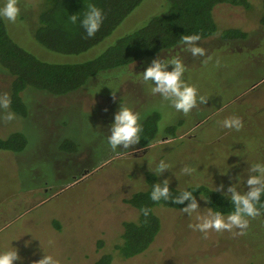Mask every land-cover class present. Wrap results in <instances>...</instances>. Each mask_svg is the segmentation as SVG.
<instances>
[{
  "label": "rangeland",
  "instance_id": "374dc122",
  "mask_svg": "<svg viewBox=\"0 0 264 264\" xmlns=\"http://www.w3.org/2000/svg\"><path fill=\"white\" fill-rule=\"evenodd\" d=\"M164 1L145 0L102 43L74 55L50 51L36 42L34 31L44 0H18L20 15L15 23L7 22L12 37L40 58L82 61L142 26L163 8ZM251 3L250 8L224 3L214 8L218 31L192 42L204 49L203 55H193L184 41L101 72L72 93L26 89L22 92L26 116L13 112L10 105L0 108V137L19 131L27 139L23 151L0 149V250L16 247L22 259L14 264H34L44 254L59 264H92L107 251L112 253V264H264L256 256L264 236L240 234L236 226L219 232L201 230L202 220L195 214L161 205L154 208L161 230L148 249L125 257L114 248L123 222L137 217V209L127 199L146 188L148 171L178 187L208 182L230 195V187L242 193L249 190L247 178L257 173L247 162L264 161V25L260 21L264 3ZM228 27H239L248 36L224 41L220 32ZM174 57L185 66L182 79L197 88L196 106L187 114L172 108L159 93L153 94L140 78L153 60ZM172 69L168 64L166 70ZM11 82L12 75L0 65V95L7 93L10 98ZM123 103L140 113V124L154 112L160 114L158 133L149 147H139L140 140L127 148L109 143ZM8 112L14 113V119L5 118ZM231 117L239 118V129L224 126ZM172 125L175 136L167 133ZM65 140L77 150L70 151V144L61 148ZM255 146L261 150L252 153ZM161 160L171 166L157 172ZM234 162L242 168L239 179L230 171ZM196 202V213L205 216L209 205L202 196ZM249 223L258 227L260 218ZM25 241H30L27 247ZM243 250L248 252L244 261Z\"/></svg>",
  "mask_w": 264,
  "mask_h": 264
},
{
  "label": "trees",
  "instance_id": "16d2710c",
  "mask_svg": "<svg viewBox=\"0 0 264 264\" xmlns=\"http://www.w3.org/2000/svg\"><path fill=\"white\" fill-rule=\"evenodd\" d=\"M144 1L44 0L34 38L40 46L53 52L67 55L86 52L102 43ZM262 1L264 3V0ZM223 3L245 8H250L252 4L251 0H165L159 13L156 12L157 14L155 13L142 26L118 36L95 56L73 62H52L40 58L17 42L10 34L7 20L0 19V65L12 75L10 108L13 112L26 116L28 109L22 96L26 89L65 95L79 90L89 79L101 72L124 67L154 56L162 50H169L183 43V36L196 35L199 37L197 40L207 38L218 31L214 8ZM89 4L102 10L100 26L91 35L81 23ZM262 10L260 21L264 25V8ZM73 15L77 16L75 22L70 19ZM220 36L224 41H235L245 39L248 33L239 27H228L220 32ZM159 119L160 114L154 112L141 122L139 147L145 148L152 144L158 133ZM167 133L175 136L176 126L168 127ZM67 144L71 145L70 151L77 150L70 140H65L61 148H66ZM26 145L27 139L19 131L0 137V149L3 150L20 152ZM260 150V146H255L252 153ZM234 163L235 169L233 166L230 171L239 179V175L243 174L242 168L238 163ZM247 164L251 165V162ZM145 178L146 188L133 193L127 199V202L137 209V217L123 222L121 238L114 246L125 257L143 253L155 241L162 226L160 217L154 211L156 206L184 210L191 203V200H184L183 203L175 201L174 197L180 195V190L192 191L195 199L202 196L214 211L219 210L226 214L233 208L231 195L208 182L191 183L186 187H178L169 182V198L161 197L154 201L151 199L153 186L157 183L162 184L164 179H160L151 171L146 172ZM260 202L264 203V196ZM256 217L260 218L258 227H252L249 223L248 228L241 229L240 232L248 231L253 237L264 236V208H261L260 214ZM229 245L235 248L234 244ZM244 246L251 247L248 243ZM258 246L260 253L257 252L256 256L264 263V245ZM99 248H103L102 241ZM223 250L227 251L228 247ZM247 254L248 252L243 250L241 255L243 261ZM112 260V253L107 251L100 254L92 264H112Z\"/></svg>",
  "mask_w": 264,
  "mask_h": 264
},
{
  "label": "clouds",
  "instance_id": "9594fccd",
  "mask_svg": "<svg viewBox=\"0 0 264 264\" xmlns=\"http://www.w3.org/2000/svg\"><path fill=\"white\" fill-rule=\"evenodd\" d=\"M20 15V7L18 0H0V19L15 23ZM70 19L75 22L77 16L73 15ZM102 19V10L93 5H88V11L84 14L81 23L87 28L89 35L93 34L100 26ZM199 39L196 35L183 36L182 40L188 42L189 49L193 55L204 54V49L194 46L192 42ZM173 65L171 71L166 70L167 65ZM185 72V66L178 58H172L161 62L159 59L152 61L151 66L141 74L140 78L150 86L153 94L159 93L163 101L168 102L172 108L187 114L197 103V88L185 82L182 75ZM154 82V85L153 83ZM203 101L204 97L201 96ZM11 101L7 93L0 95V108L8 109ZM7 120L14 119V113L8 112L5 117ZM140 113L133 110V107L122 104L119 111L115 115V122L111 126V136L108 137L109 143L113 148L119 144H123L127 148L130 144H136L140 140L141 125L139 123ZM225 127H235L239 129L241 123L239 118L231 117L223 121ZM171 165L161 160L156 171L161 172ZM185 171H194V168H186ZM250 171L257 173L249 175L247 184L250 186L247 192H238L235 187H230V201L233 208L228 213L219 210L207 209L205 216L196 213L198 207L192 191L180 190V195L174 197L177 203H183L184 200H191V203L184 209L190 214H195L197 219L202 220L198 225L201 230L209 228L215 229L217 232L223 229H232L234 226L240 229H247L250 218H255L260 214L264 203H261V197L264 196V161H253ZM169 181L166 179L163 183H157L153 186L151 199L158 201L161 197L169 198ZM207 199V197H205ZM260 205L259 207L257 205ZM240 234H244L243 231ZM30 241H25L27 247ZM18 249L11 245L6 250H0V264H14V261L21 260ZM34 264H59V261L50 254H44L42 258L34 261Z\"/></svg>",
  "mask_w": 264,
  "mask_h": 264
}]
</instances>
